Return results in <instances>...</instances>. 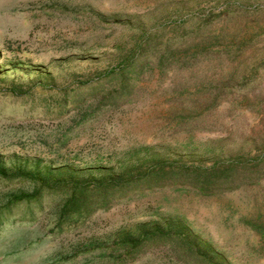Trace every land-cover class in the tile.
<instances>
[{"label":"rangeland","instance_id":"1","mask_svg":"<svg viewBox=\"0 0 264 264\" xmlns=\"http://www.w3.org/2000/svg\"><path fill=\"white\" fill-rule=\"evenodd\" d=\"M145 35L158 55L139 56L130 98L96 111L98 74ZM152 160L253 170L214 195L144 192L61 230L53 194L5 208L0 264H208L177 236L132 258L117 247L176 223L220 263L264 264V0H0V168L102 178ZM32 188L0 179V207Z\"/></svg>","mask_w":264,"mask_h":264},{"label":"trees","instance_id":"2","mask_svg":"<svg viewBox=\"0 0 264 264\" xmlns=\"http://www.w3.org/2000/svg\"><path fill=\"white\" fill-rule=\"evenodd\" d=\"M150 36H143V44L141 42L137 45L130 56L123 58L116 68L98 74L94 85L91 86V88L93 87L91 90L92 98L95 99L97 104L96 109L98 110L96 111L104 107H119L127 98H130L133 93L131 79L136 76L139 69L141 72L143 70V64L139 61V56L145 55L148 49L150 50L149 53L154 54V56L159 53L156 46L151 45ZM167 49L164 48L160 53V65L164 64V54H166ZM223 88H217L221 93L220 95L229 91L227 86ZM78 101L77 98L70 101L74 109L79 107ZM252 170L253 168H249V166L243 168L238 165L223 167L222 164L220 166L218 163L209 167L184 168L166 161L152 160L142 167L139 165L129 168L125 172L112 174L109 177L79 178L73 175L68 177L53 176L51 173L48 174L50 171L42 174L38 170L33 173L17 170L9 174L6 170L0 168V179L7 181L29 180L33 184V190L30 193L12 195V198L3 207H0V217L2 210L5 208L10 209L11 206L22 202L39 203L45 194H53L60 198L58 200L59 206L56 208L55 227L61 230L63 227L76 226L81 220L100 210L111 209L122 199L144 192L173 187L189 188L202 196L214 195L221 188L228 189L236 180L240 181L243 174L246 179L251 175L249 171ZM256 170L258 171L259 168ZM183 227L181 223H176V225L166 224L165 226L158 224L150 230H148V226H143L140 229V234L135 239L125 236L124 239L119 241L117 247L125 248L128 257L132 258L142 252L146 243L166 245L179 237L187 242L186 246H188L189 251H193L190 247L194 248L199 253L198 256L208 264H223L218 261L220 257L217 252L211 249L208 244L200 242L198 245L197 242H190V238L184 234ZM257 229L258 227L255 230ZM132 253H136V255ZM188 255L192 258L191 254ZM216 260L218 263H215ZM220 260L223 259L220 258Z\"/></svg>","mask_w":264,"mask_h":264}]
</instances>
